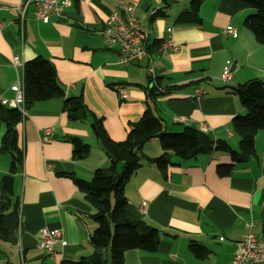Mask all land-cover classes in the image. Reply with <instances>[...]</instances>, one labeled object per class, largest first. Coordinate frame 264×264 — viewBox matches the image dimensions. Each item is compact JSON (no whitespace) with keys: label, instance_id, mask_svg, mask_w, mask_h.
Listing matches in <instances>:
<instances>
[{"label":"crops","instance_id":"0c3cea01","mask_svg":"<svg viewBox=\"0 0 264 264\" xmlns=\"http://www.w3.org/2000/svg\"><path fill=\"white\" fill-rule=\"evenodd\" d=\"M18 1L0 0L7 7L0 10V100L14 98L10 87L22 85L23 64L38 56L53 65L64 96L34 104L17 126L23 155L14 180L19 215L3 219L6 240H0V264H60L93 251L89 236L96 225L88 218L92 209L68 175L89 181L95 170L108 168L109 160L93 137L90 121L67 118L66 98L82 94L87 107L102 119L108 137L118 142L125 139L129 124L142 116L150 87H174L156 99L153 112L166 132L195 128L238 152L231 121L245 110L228 90L251 79L264 86V47L243 26L253 12L246 3L204 0L200 23H187L179 18L190 0H69L60 17L49 23L34 20L29 8L20 29L13 10ZM118 1H136V17L150 30L148 48L172 39L178 50L161 55L152 48L148 58L119 64L117 51L104 46L100 34ZM227 27L234 29L235 37L224 32ZM224 71L230 72L227 81L221 79ZM195 89L203 93L199 101L190 97ZM46 127L53 132L50 142L42 144L41 130ZM3 133L0 123V141ZM70 137L90 146L84 159H73ZM254 147L248 162L235 164L229 176L219 177L217 166L231 164L227 152L193 160L168 153L171 165L161 172L147 161L162 154L159 141L146 142L125 196L131 212L147 203L143 219L159 230L160 242L153 254L126 251L123 264H232L250 221H258L252 233L264 237L263 131L256 135ZM9 162V157L0 158V177L8 173ZM43 229L61 232L54 256L37 248ZM191 243L199 245L205 257L195 258L188 248Z\"/></svg>","mask_w":264,"mask_h":264},{"label":"trees","instance_id":"16d2710c","mask_svg":"<svg viewBox=\"0 0 264 264\" xmlns=\"http://www.w3.org/2000/svg\"><path fill=\"white\" fill-rule=\"evenodd\" d=\"M204 0H190L180 20L187 23H200L198 11ZM252 10L243 26L247 28L255 41L264 47V0H240ZM160 43L148 48L158 49ZM177 88H160L156 85L147 90V103L140 119L129 124L126 137L115 142L106 134L102 119L97 117L85 104L83 95L66 98L63 112L71 121H90V129L97 144L109 160L107 169L94 171L89 181H83L68 175L76 189L89 204L92 212L88 218L96 227L89 236L93 249L88 256L78 260H62L60 264H123L124 253L137 250L145 254L157 251L160 242L159 230L148 224L138 212L128 210L125 186L131 175L141 166L142 149L146 142L157 139L162 154L147 161L161 171L171 165L168 153L180 160H193L202 154L214 151L227 152L231 164L218 165L219 177H227L237 163L248 162L255 155L254 141L259 132L264 131V86L258 79L248 80L228 93L234 95L244 115H237L231 121V129L238 137V152L232 151L224 142L212 141L208 136L191 127H184L179 133L166 132L163 121L154 115L156 99L168 95ZM22 91L24 111L34 104L62 98L64 91L58 85L55 70L50 61L38 56L26 61L22 67ZM23 115L16 108L0 105V123L4 133L0 141V156L9 157L8 173L0 177V240H6L3 219L16 215L19 198L14 193V180L17 170L22 169V150L18 144L17 126ZM72 145L74 160L84 159L90 152V146L76 137L68 138ZM120 167V168H119ZM119 168V170H118ZM195 258L202 259L206 252L197 244L188 246ZM108 249V260L103 254Z\"/></svg>","mask_w":264,"mask_h":264},{"label":"built area","instance_id":"2783aa9c","mask_svg":"<svg viewBox=\"0 0 264 264\" xmlns=\"http://www.w3.org/2000/svg\"><path fill=\"white\" fill-rule=\"evenodd\" d=\"M68 5L69 0H19L13 10L20 29H22L29 8L32 9L34 20L49 23L52 18L60 17L62 11ZM6 8V6L0 4V10ZM136 8V1H118L115 10L104 21L100 31L104 46L117 51L118 63L122 65L137 63L143 58L149 57L147 42L150 30L146 24H142L136 17ZM224 32L232 35V37L236 36L232 27H227ZM157 50L161 55H167L176 52L178 45L172 39H166L159 44ZM14 64L19 65L16 59H14ZM229 77L230 72L228 71H224L221 75V79L224 81H227ZM10 90L14 93V98L11 101L1 99L0 105L16 108L24 115L22 85L17 82L10 87ZM118 92L122 98L125 97L122 89ZM202 95L203 93L199 89H195L190 97L195 101H199ZM52 132V127L42 129L40 142L42 144L49 143ZM146 206L147 203L142 202L137 212L143 216ZM18 213L19 210L17 215H19ZM256 224H258L257 220H252L247 224L248 234L241 241V250L234 255L232 264H264V237H258L251 231ZM60 241L61 232L59 230L49 231L43 229L40 231L37 248L49 256H54L57 253V245Z\"/></svg>","mask_w":264,"mask_h":264},{"label":"rangeland","instance_id":"374dc122","mask_svg":"<svg viewBox=\"0 0 264 264\" xmlns=\"http://www.w3.org/2000/svg\"><path fill=\"white\" fill-rule=\"evenodd\" d=\"M264 132V131H263ZM239 148H238V144H237V150H238ZM7 156H0V158L1 159H3V158H6ZM103 254L105 255V257H107V260H108V249L107 250H104L103 251Z\"/></svg>","mask_w":264,"mask_h":264},{"label":"water","instance_id":"95a60500","mask_svg":"<svg viewBox=\"0 0 264 264\" xmlns=\"http://www.w3.org/2000/svg\"><path fill=\"white\" fill-rule=\"evenodd\" d=\"M19 172H20V171H19V170H17V173H18V174H19Z\"/></svg>","mask_w":264,"mask_h":264}]
</instances>
